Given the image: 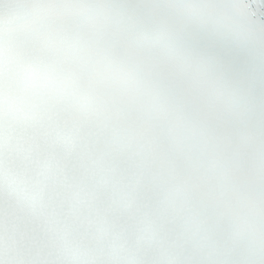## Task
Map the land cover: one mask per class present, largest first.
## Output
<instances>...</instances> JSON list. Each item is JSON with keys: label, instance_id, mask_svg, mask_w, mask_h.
Returning a JSON list of instances; mask_svg holds the SVG:
<instances>
[{"label": "snow or ice", "instance_id": "1", "mask_svg": "<svg viewBox=\"0 0 264 264\" xmlns=\"http://www.w3.org/2000/svg\"><path fill=\"white\" fill-rule=\"evenodd\" d=\"M0 264H264V0H0Z\"/></svg>", "mask_w": 264, "mask_h": 264}]
</instances>
